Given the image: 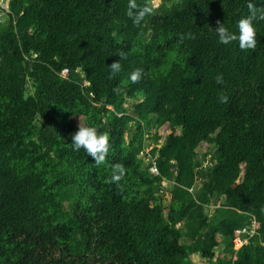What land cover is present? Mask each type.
Instances as JSON below:
<instances>
[{
	"label": "trees",
	"instance_id": "1",
	"mask_svg": "<svg viewBox=\"0 0 264 264\" xmlns=\"http://www.w3.org/2000/svg\"><path fill=\"white\" fill-rule=\"evenodd\" d=\"M5 2L0 264H264V20L254 49L215 35L248 0H136L139 24L127 0Z\"/></svg>",
	"mask_w": 264,
	"mask_h": 264
},
{
	"label": "clouds",
	"instance_id": "2",
	"mask_svg": "<svg viewBox=\"0 0 264 264\" xmlns=\"http://www.w3.org/2000/svg\"><path fill=\"white\" fill-rule=\"evenodd\" d=\"M8 1L7 6H8ZM5 2V3H6ZM4 3V4H5ZM257 0H248L247 8L248 14L238 20L236 24V31H232L226 27L223 23L217 22L215 27V35L218 43L228 45L233 41L238 42L240 49H254L257 45L255 20H264V0H260L261 6H256ZM151 8L147 5L140 6L136 0H127L126 15L132 20L133 24H139L143 21L144 17L150 14ZM188 38H191V34H185ZM185 36H181L183 40ZM123 52L119 54V57H123ZM110 73H119L121 70V64L115 61L109 65ZM139 78V70L130 73V79L136 81ZM71 146L73 151L83 149L87 154L94 158L95 163L103 161L104 156L108 150V136L106 133L101 134L97 129L90 125L82 126L79 123L77 130L71 133ZM156 168V167H154ZM153 169V167H152ZM155 171V170H154ZM153 172V171H152ZM122 174V173H121ZM119 177L114 176L113 179ZM242 241V237L237 236L235 238Z\"/></svg>",
	"mask_w": 264,
	"mask_h": 264
},
{
	"label": "rangeland",
	"instance_id": "3",
	"mask_svg": "<svg viewBox=\"0 0 264 264\" xmlns=\"http://www.w3.org/2000/svg\"><path fill=\"white\" fill-rule=\"evenodd\" d=\"M154 3L155 4H158L159 3V0H154ZM5 4H7V2ZM178 131H179V129H178ZM169 132H170V130H167L165 132V134L166 133H169ZM210 150L211 149L209 147H207L206 144H204V143L199 146V151H200L199 154L200 155L203 154V153H205V152L207 153V151H208V153H207V156H208L209 153H210ZM148 163H149V161H148ZM154 170L156 171V168L151 169V171H154ZM163 187H167V181L164 182ZM169 197L170 196L167 194L166 195V199L164 201L165 203L168 202ZM214 210H215V205L214 204H211L209 206V214L213 215L214 214ZM184 241H190V240L189 239H184ZM244 242H246L245 239H242V241L236 239V241H235V247L236 248L240 247ZM190 258H191V260L193 261L194 264H207L208 263L207 259L203 258L199 252H195V251L193 252L192 251L190 253Z\"/></svg>",
	"mask_w": 264,
	"mask_h": 264
},
{
	"label": "built area",
	"instance_id": "4",
	"mask_svg": "<svg viewBox=\"0 0 264 264\" xmlns=\"http://www.w3.org/2000/svg\"><path fill=\"white\" fill-rule=\"evenodd\" d=\"M4 7L7 8L8 7L7 4H5Z\"/></svg>",
	"mask_w": 264,
	"mask_h": 264
}]
</instances>
